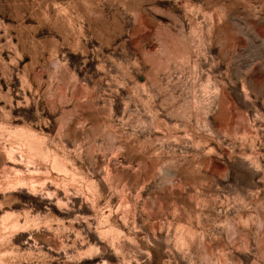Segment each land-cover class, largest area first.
<instances>
[{
  "label": "rangeland",
  "instance_id": "obj_1",
  "mask_svg": "<svg viewBox=\"0 0 264 264\" xmlns=\"http://www.w3.org/2000/svg\"><path fill=\"white\" fill-rule=\"evenodd\" d=\"M0 264H264V0H0Z\"/></svg>",
  "mask_w": 264,
  "mask_h": 264
}]
</instances>
